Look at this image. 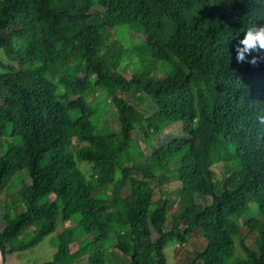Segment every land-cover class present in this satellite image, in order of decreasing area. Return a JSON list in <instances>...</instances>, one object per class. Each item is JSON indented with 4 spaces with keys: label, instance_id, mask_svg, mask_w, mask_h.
Masks as SVG:
<instances>
[{
    "label": "trees",
    "instance_id": "1",
    "mask_svg": "<svg viewBox=\"0 0 264 264\" xmlns=\"http://www.w3.org/2000/svg\"><path fill=\"white\" fill-rule=\"evenodd\" d=\"M258 25L264 0H0L4 264L50 234L41 264H264Z\"/></svg>",
    "mask_w": 264,
    "mask_h": 264
},
{
    "label": "rangeland",
    "instance_id": "2",
    "mask_svg": "<svg viewBox=\"0 0 264 264\" xmlns=\"http://www.w3.org/2000/svg\"><path fill=\"white\" fill-rule=\"evenodd\" d=\"M115 35L116 37L123 43V44H127L128 43V35H127V32H126V27L125 26H120V27H117L115 29ZM0 62H3V63H7L8 60L4 54V52L0 49ZM125 65L129 62H124ZM107 107V106H106ZM105 110V113L107 114L106 118L109 120V125L112 129H116L118 127V123H117V120L114 116L113 113H108L107 111L110 110L109 107L107 108H104ZM102 121L100 120L99 121V124H101ZM178 124H175L174 126H171L169 128L170 132L175 136V137H178L179 135H181V131H180V126H177ZM166 137L163 138V140L165 139ZM144 144L142 143V146ZM145 148V146H144ZM145 151L148 153L150 152V148H145ZM79 165L80 167L82 168V170L86 173V174H89V171H90V165L84 161H81L79 162ZM219 174V173H218ZM22 176L27 180L29 181L28 177H27V173L26 172H23L22 173ZM180 190V184L177 182V181H172V182H169L167 184V192L170 194V196L172 198H177V195H178V192ZM158 196V192L156 191L154 197L157 198ZM12 198V195H10L9 197L6 196L5 194L3 195V198H2V203H6V202H9ZM209 201V200H208ZM24 208V207H23ZM2 210V211H1ZM8 210V209H7ZM6 209L3 211V208L1 209L0 207V211L1 212H6L7 211ZM19 210H22V209H18ZM9 212V217L10 218H13L15 216L16 213H13V211H7ZM55 238V234H50L46 237H44L36 246L32 247V248H28L24 251H21V252H16L14 254H11V255H8L7 257V260H6V264H41L47 260H50L52 258V255L53 253L55 252L56 250V243H55V240H53ZM178 245V242L176 240H168L166 245H165V253H166V256H167V259H168V264H176V259H177V255L175 253V246ZM77 247V245L74 243L71 245V248L72 249H75ZM185 249H188V250H191L192 249V245L190 244H187L185 246ZM110 256V259L111 261L114 263L117 261L118 264H127V260H125L124 258H116V257H112L111 255ZM123 259L126 261L125 263L122 262ZM122 260V261H121ZM108 260V256H107V263L108 264H112V262ZM110 262V263H109Z\"/></svg>",
    "mask_w": 264,
    "mask_h": 264
},
{
    "label": "clouds",
    "instance_id": "3",
    "mask_svg": "<svg viewBox=\"0 0 264 264\" xmlns=\"http://www.w3.org/2000/svg\"><path fill=\"white\" fill-rule=\"evenodd\" d=\"M237 62H245L246 57L252 53L247 62L255 66L259 61H264V25L249 27L243 34V38L239 40L235 48Z\"/></svg>",
    "mask_w": 264,
    "mask_h": 264
},
{
    "label": "water",
    "instance_id": "4",
    "mask_svg": "<svg viewBox=\"0 0 264 264\" xmlns=\"http://www.w3.org/2000/svg\"><path fill=\"white\" fill-rule=\"evenodd\" d=\"M4 262H5V257L3 255L1 248H0V264H4Z\"/></svg>",
    "mask_w": 264,
    "mask_h": 264
},
{
    "label": "crops",
    "instance_id": "5",
    "mask_svg": "<svg viewBox=\"0 0 264 264\" xmlns=\"http://www.w3.org/2000/svg\"><path fill=\"white\" fill-rule=\"evenodd\" d=\"M6 264V263H5Z\"/></svg>",
    "mask_w": 264,
    "mask_h": 264
}]
</instances>
